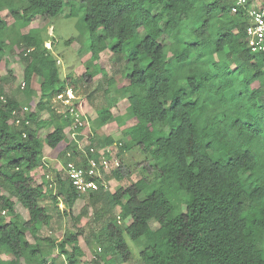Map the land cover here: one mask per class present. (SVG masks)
I'll use <instances>...</instances> for the list:
<instances>
[{
  "label": "trees",
  "instance_id": "1",
  "mask_svg": "<svg viewBox=\"0 0 264 264\" xmlns=\"http://www.w3.org/2000/svg\"><path fill=\"white\" fill-rule=\"evenodd\" d=\"M80 1L91 40L86 61L104 70L107 39L117 42L116 55L129 59L122 93L135 123L123 134L146 155L138 164L145 175L113 193L102 183L86 194L75 187L68 164L89 170V160L99 161L102 151L120 162L106 174L108 187L113 178H127L132 171L122 160L126 148L93 133L82 143L84 150L79 147L84 128L73 138L74 113L58 112L55 102L59 93L75 91V83L61 80L47 41L33 32L10 39L0 15V55L6 41L11 49L22 47L24 96L8 94L17 77L6 62L0 75V183L6 187L4 193L0 188V213L6 212L0 216V251L10 259L0 258V264H50L51 251L42 242L57 249L66 264H79L80 237L99 246L93 264L131 262L128 239L140 248L141 264H264V55L249 47L247 8L234 13L236 0ZM21 2L27 6L12 15L28 27L59 16L78 0H0V13ZM94 77L86 67L82 78ZM115 118L112 109L101 115L104 123ZM83 197L89 200L79 214L88 217L85 227L60 241L39 235L52 221L42 200L49 198L56 209L62 201L72 210ZM19 205L28 212L22 223Z\"/></svg>",
  "mask_w": 264,
  "mask_h": 264
},
{
  "label": "rangeland",
  "instance_id": "2",
  "mask_svg": "<svg viewBox=\"0 0 264 264\" xmlns=\"http://www.w3.org/2000/svg\"><path fill=\"white\" fill-rule=\"evenodd\" d=\"M264 0H256V5L260 6ZM261 3V4H260ZM71 5V4H69ZM67 5L63 13L56 17H44L36 20L28 27L24 26L21 22H16L12 13L18 12L21 14L22 9L27 6L26 2L15 3L12 7L2 8L1 17L9 25V38L12 39L17 32L29 33L33 32V36L39 41H47L45 47L49 51V55L55 59L58 63V70L60 72L61 80H66L67 77L71 78L75 83L73 89L81 98L82 107L87 116L90 117L88 126L83 130L85 133L82 143L90 142L88 135L93 133L95 138H99L101 141L106 137H111L114 142L122 143L126 152L123 151L122 160L131 169V174L122 181H117L115 178L111 180L109 190L113 193L115 189L127 184H133L137 180L145 175L142 167H139L140 162L145 161L146 155L137 151L135 147H131L132 142L129 137H125L123 131L128 126L134 125L133 114L128 110L129 102L127 96L122 93V88L128 85L127 75L131 71L129 59L125 54L116 55L112 49L117 45L116 41L107 39L108 49L102 53V59L104 62V70L101 72L97 66L96 61L88 63L86 59L90 58V38L88 30L83 21L84 11L83 4L80 0L74 6ZM71 9V10H70ZM157 11V10H156ZM155 11V12H156ZM70 12H73V14ZM141 36H145V32L141 30ZM7 45V46H6ZM14 48L11 49L8 46V41L5 42L3 50L4 55H0V75L5 73V64L9 62L17 77V81L12 87H8L6 90L8 94L18 97L23 100L24 96L20 91V85L23 81V69L20 59V53L22 47L13 44ZM85 60L86 62H83ZM88 63V64H87ZM86 67L90 68V71L95 73V77L91 82H87L82 78V75L86 71ZM113 79L114 84L109 82ZM185 85V84H184ZM33 88L37 91L40 88V78L35 77L33 81ZM119 102L115 108H113ZM112 109L115 119H111L109 122L104 123L101 119L103 112ZM44 118H48L49 114L45 113ZM162 129V126H159ZM53 128L48 125L47 130L51 131ZM67 132V131H66ZM87 136V137H86ZM118 149V146H116ZM131 147V148H128ZM109 149V148H108ZM47 147V151L49 152ZM119 152V149L117 150ZM41 172V171H40ZM36 172L34 174H38ZM39 174L37 175V177ZM247 182V190L249 192L254 190V186ZM0 188L3 193L6 191V187L0 183ZM16 201L15 198H12ZM41 204L47 208L52 216V221L49 226L41 228L39 235L42 238H50L56 241H60L65 233H71L77 231L80 227H85L88 221V217H80L84 207L89 206L88 197H83L77 200L74 208L69 210L64 202H60L59 209L54 207L51 200L46 198L42 200ZM20 213V222H25L28 219V212L21 205L18 207ZM116 214L119 212V208L115 209ZM92 214V209H89V216ZM5 221H10L8 216ZM153 229L157 228L155 222H151ZM28 239L31 236L28 234ZM132 253V261L127 264H141L139 258L140 248L131 240H127ZM81 254L78 255L79 264H93V260L99 253V246L95 243H87L83 237L79 238ZM46 251L50 250L51 254L46 256L47 261L50 264H66L65 257L61 255L57 249L52 250L50 245L41 243ZM0 258L3 260H9L10 255L7 252L0 251ZM124 264V263H120Z\"/></svg>",
  "mask_w": 264,
  "mask_h": 264
},
{
  "label": "built area",
  "instance_id": "3",
  "mask_svg": "<svg viewBox=\"0 0 264 264\" xmlns=\"http://www.w3.org/2000/svg\"><path fill=\"white\" fill-rule=\"evenodd\" d=\"M247 8V14L249 18V27L247 29V36L249 41V47L253 54H263L264 55V6H257L256 0H236L232 11L234 13L238 12L240 9ZM56 108L58 112L62 113L63 111L69 109L74 113L75 116V126L73 127L72 137L77 136V129L86 128L88 126L87 113L84 112L82 107V100L72 89H67L59 93L55 97ZM20 123V121H16ZM82 134V133H81ZM79 135V134H78ZM85 136L84 134H82ZM79 147L84 150V145L82 141L78 143ZM96 152L95 148H90V153L94 154ZM89 154L87 150L85 154ZM101 158L99 161L93 158L90 159V168L89 170L82 169L81 167L70 162L66 168V173L71 178L75 187L82 193L86 194L92 191H98L100 184L102 183L106 189L108 184L106 183V174L117 167H119L120 162L117 159L109 160L107 157L102 156L103 151L100 153ZM6 212H3L1 215H5Z\"/></svg>",
  "mask_w": 264,
  "mask_h": 264
},
{
  "label": "crops",
  "instance_id": "4",
  "mask_svg": "<svg viewBox=\"0 0 264 264\" xmlns=\"http://www.w3.org/2000/svg\"><path fill=\"white\" fill-rule=\"evenodd\" d=\"M37 90V89H36Z\"/></svg>",
  "mask_w": 264,
  "mask_h": 264
}]
</instances>
